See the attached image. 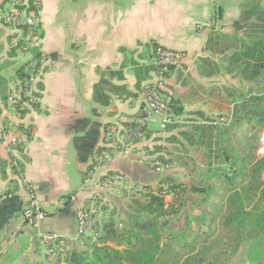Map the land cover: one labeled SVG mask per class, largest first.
Instances as JSON below:
<instances>
[{
	"label": "crops",
	"instance_id": "crops-1",
	"mask_svg": "<svg viewBox=\"0 0 264 264\" xmlns=\"http://www.w3.org/2000/svg\"><path fill=\"white\" fill-rule=\"evenodd\" d=\"M256 8L255 4L251 10ZM231 9H224L223 22L231 18L235 30L244 31L241 8ZM212 18V0H41V37L33 50L44 60L41 100L40 109L31 110L24 119L31 124L28 137L12 126L15 119L0 100V166L4 168L0 186L12 193L0 198V264H47L38 231L57 232L73 249H80L76 212L101 190L100 179L108 171L142 184H154L162 176L163 169L154 167L139 147L90 166L99 162L95 152L105 147L107 128L120 116L133 115L141 103L128 63L130 52L138 54L141 44L151 41L179 49L187 54L183 67L190 76L208 82L195 66L209 54L206 28ZM12 32L0 24V76L10 88L14 69L28 58L11 56ZM103 78L125 84L137 97L119 99L105 86L102 94L108 101L99 102L95 87ZM193 108L194 104H184L185 114L200 110ZM16 134L23 139L17 145L21 152L10 144ZM26 182L45 213L35 226L22 215L30 194Z\"/></svg>",
	"mask_w": 264,
	"mask_h": 264
},
{
	"label": "trees",
	"instance_id": "trees-1",
	"mask_svg": "<svg viewBox=\"0 0 264 264\" xmlns=\"http://www.w3.org/2000/svg\"><path fill=\"white\" fill-rule=\"evenodd\" d=\"M8 6L33 15L41 10L34 0H0V9ZM253 12L256 10L242 7L241 24L248 17L251 18ZM254 16L256 21H251L254 30L242 36L243 41L239 45H224L225 50L230 51V56L227 62L223 61V69L230 74L228 79L232 77V81L240 84L230 85L228 89L225 87L226 91H231L228 94L223 91L219 93L231 105L228 107L229 120L218 119L216 126L198 123L189 118L195 123L186 129L173 133V129L176 127L178 130V126L171 124L164 130L169 134L166 141L179 142L182 146L206 147L202 151L205 155L203 162L207 165L201 174L203 179L186 182L177 179L174 174H164L153 185L132 183L122 173L108 171L101 177L100 187L105 177L121 174L131 188L111 191L101 187V190L87 199L83 204L84 208L92 203L97 212H103L100 219L97 216L95 218L92 236L79 235L80 243H89L90 250L82 251L70 246L63 252L58 251L52 258L45 254L47 264H229L245 240L259 235L264 238V156L260 157L254 152L253 144L258 139L256 128L264 127V22L258 21L256 13ZM213 17L217 19L215 14ZM2 25L13 29L9 24ZM18 28L22 33L27 30L23 24ZM37 29L41 37L40 22ZM206 30L208 39L205 48L211 53L221 44L219 36L222 35L217 34L214 22ZM15 35L14 32L10 35L11 56L22 52L28 58L14 69L13 88L8 87L6 78L0 76V100L5 112L15 119V123L11 122L12 126L28 137L31 124L25 123L24 119L31 110L40 108L39 102L29 101L23 87L29 76L31 62L38 60L41 55L33 51L35 47L26 51L18 50L22 39L13 45ZM141 45L140 52L134 55L135 52L131 51L128 59L134 72L137 92L149 72L156 69L145 62V54L150 55L156 47L163 46L152 41ZM216 62L218 61L210 54L201 57L195 66L197 73L211 78L217 68ZM173 72L179 81L182 71L172 68L171 73ZM171 73L165 75V81L175 92V97L171 100L173 112L183 116L188 113L208 116V111H187L185 114V100L192 103L190 96L197 91L192 87L186 88L185 79L177 84L178 81L171 78ZM111 74L108 72V75ZM117 74L120 77V73ZM36 85L40 90L39 81ZM105 86L119 99L134 100L137 97L136 92L129 90L125 84H111L108 79L103 78L100 85L95 87V97L101 103L108 101V97L102 94ZM244 87H247V91L242 90ZM12 95L14 102L9 106L8 98ZM141 106L142 103L139 108ZM224 116L228 115L221 114L219 118ZM112 126L117 127L115 124ZM135 127L134 124H126L123 125L124 130L120 131L125 133V130H133ZM141 131L143 137L134 140L141 145L140 149L148 150L146 142L149 140H161L160 136H154L155 131L161 132L159 130H151L149 126H145ZM179 134L187 137L186 145L178 139ZM16 148L21 152L19 146ZM108 150V147L99 148L95 157H101ZM161 151L162 146L155 145L147 155L154 167L166 169L174 163L175 158ZM102 163L105 160L94 162L90 169ZM3 171L4 168L0 166V174ZM117 192L126 198V210L122 212V217L108 203L107 195ZM188 194L193 197L189 199ZM167 196H170L168 201ZM188 201L191 203L190 209L186 206ZM192 223L197 225L196 230Z\"/></svg>",
	"mask_w": 264,
	"mask_h": 264
},
{
	"label": "built area",
	"instance_id": "built-area-1",
	"mask_svg": "<svg viewBox=\"0 0 264 264\" xmlns=\"http://www.w3.org/2000/svg\"><path fill=\"white\" fill-rule=\"evenodd\" d=\"M34 2L38 7H41V0H34ZM39 22L40 11L38 14L33 15L12 6L0 9V23L13 26L12 31L16 34L13 38V45H16L17 40L22 39V45L18 50L26 51L38 45L40 37L37 24ZM22 24L27 27L25 33H22V30L18 28ZM20 54L24 53L20 52ZM185 59L186 54L180 50L159 46L152 51L147 63L153 65L156 69L149 73L140 86L138 93L142 106L139 108L138 114L122 115L119 117L117 124H115L117 127L110 126L107 128L105 147H108L109 150L98 158L99 161L110 160L117 155L131 151L135 146L137 147L138 144L134 140L141 139L143 137L141 129L145 126H150L151 123H157L159 126L158 130L163 131L168 125L185 122V116L176 115L173 112L171 100L175 97V92L165 81V75H169L172 68L181 66ZM43 62V56H41L38 60L31 62L28 70L29 76L23 87V92L31 102H40L41 100L40 90L36 84L43 71ZM13 102L14 98L12 95L8 98V105L11 106ZM126 124H134L136 127L133 130H125V133H122L120 130ZM22 143L23 139L18 134L13 136L10 141V144L14 146ZM14 166L15 169L20 170L18 162H15ZM25 184L30 194L22 215L28 225L35 226L38 221L44 218L45 213L32 197V186L27 182ZM101 187L114 191L115 189L129 190L131 185L125 181L121 174H115L112 177H105ZM1 197L10 198L12 193L0 186ZM96 216L97 212L92 203L86 208L82 206L77 210L76 218L79 235L84 234L85 231H92ZM36 236L44 246L45 254L49 258L55 256L58 251L63 252L70 247L69 240L54 231H38Z\"/></svg>",
	"mask_w": 264,
	"mask_h": 264
},
{
	"label": "rangeland",
	"instance_id": "rangeland-1",
	"mask_svg": "<svg viewBox=\"0 0 264 264\" xmlns=\"http://www.w3.org/2000/svg\"><path fill=\"white\" fill-rule=\"evenodd\" d=\"M255 4L257 6V8L255 9L256 12H253L252 16H254V13H256L257 16L259 17L258 21L262 23L264 22V0H222V13H221L220 19L217 14L218 0H212L213 16L215 14L217 19H214L213 17L211 20V23L212 22L215 23L217 34L222 35V36H219L221 44L217 45L215 47V50L209 53L213 59L218 61L216 62L218 64H217V68H215L214 70V75L211 78H208L209 79L208 82L207 81L199 82V80H197L196 78L194 79L193 76H190V73L187 72L188 69L183 67V64L178 67V69L182 71L181 72L182 76L179 81L176 80V73L175 74L174 72L171 73V78L173 80L178 81L176 82L177 84H180V81L182 79H185L184 80L185 85L191 86L193 89L197 91L196 94H193L190 96L192 103L185 100L184 104H188V105L194 104L193 109H200L198 111H203V112L208 111L209 115L204 116L205 117L204 118L202 116H197L194 114H191V115L186 114L185 122L177 124L176 126H178V130L175 129L176 128L175 127L173 129V133L174 131L177 132L180 129H186V127L188 128L191 124H194L195 122L204 123L205 125H216L217 126L218 119L220 121L221 119L222 121L229 120L230 114H228V107H231V105H229L227 100L222 99L219 96V93L220 91L221 92L223 91L225 94H228L231 91L230 90L226 91L225 87L227 88L230 85L239 86L240 84L238 83V81H232L233 80L232 77L228 79V76L230 74L226 70L223 69V66H222L223 61H224L223 57L227 58V60L224 61V62H227L230 56L229 55L230 51H226L224 48V45L226 44L239 45V43L243 41L242 36H244V34L242 33L252 32L254 30V26L251 25V21H256V20H254V18L248 17L246 21L244 22L242 21V24L241 23L240 24L244 26L245 29L244 31L241 32V31L235 30L234 26H232L231 24L232 22L229 21L231 18H227L223 22L222 17H223L224 9L226 8H228L230 12L232 10L231 7L236 8L238 6L240 8L245 7L246 9L251 10L253 5ZM225 30L232 34L231 35L224 34L225 32L223 31ZM225 36H228V37H225ZM235 37H237V39H235ZM175 50H179V49H175ZM186 57H187V54H186ZM149 59H150V55L145 54V62L146 61L148 62ZM151 72L152 71H150L149 73ZM242 90L247 91V87H244ZM221 114H226L228 116L227 117L224 116L225 118L224 117L219 118ZM189 118H192L193 120H195V122L193 120H189ZM150 126L153 127L155 130H158L159 128L157 123H151ZM256 131L258 134V139L255 142H253V144L255 145L254 152L258 156L262 157L264 156V127L259 126L256 128ZM154 136H160L161 140L159 141L149 140L148 142H146V144L148 145V150L140 149L141 145L137 146V148L139 147V150H142L144 151L145 154H147L154 149L155 145H161L162 153H166L167 156H169L168 155L169 153L171 156L175 158L174 163L171 164L166 169H163L161 167H156L157 169L158 168L163 169L162 175L174 174V177H176L179 180L186 181V182L187 181L189 182L191 180L197 181V180L203 179L201 174L207 167L205 162H203L205 160V155L202 154L203 149H206L205 146H194V145L193 146H184V145L182 146L179 142L166 141V137H168L169 134L166 133L164 130L161 131L160 133L155 131ZM186 138L187 137L184 136L183 134L178 135V139L184 142L185 145L187 144ZM188 195H189V199L193 197L191 194H188ZM110 197L113 198V201L108 202L110 207L114 208L117 215H120V217H122V212L126 210V206H125L126 198L125 197L123 198V196L121 197L120 193L118 192L111 194ZM169 199H170V196H167L166 200L168 201ZM186 206L188 207V209L191 208L190 201H188ZM102 216H103V212L98 211L97 217L100 219ZM192 227L195 230L198 228L197 225L194 223H192ZM84 234L92 236L93 232L89 230V231H85ZM79 244H80V249H77V250H82V251L90 250L89 245H88L89 243L88 244L83 243V242L80 243L79 241ZM258 263H264V238L261 237L260 235L256 236L255 238L245 240L241 244L237 254L234 256V258L231 260L229 264H258Z\"/></svg>",
	"mask_w": 264,
	"mask_h": 264
},
{
	"label": "water",
	"instance_id": "water-1",
	"mask_svg": "<svg viewBox=\"0 0 264 264\" xmlns=\"http://www.w3.org/2000/svg\"><path fill=\"white\" fill-rule=\"evenodd\" d=\"M221 13H222V0H218V10H217V14L219 19L221 18ZM224 61L227 60L226 57H223Z\"/></svg>",
	"mask_w": 264,
	"mask_h": 264
}]
</instances>
